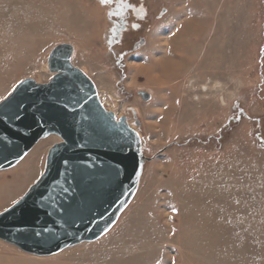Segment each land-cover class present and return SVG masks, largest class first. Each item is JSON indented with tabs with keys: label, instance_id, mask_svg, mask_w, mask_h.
<instances>
[{
	"label": "rangeland",
	"instance_id": "1",
	"mask_svg": "<svg viewBox=\"0 0 264 264\" xmlns=\"http://www.w3.org/2000/svg\"><path fill=\"white\" fill-rule=\"evenodd\" d=\"M98 1L0 0V103L24 79L50 82L51 53L71 45L72 65L140 136L137 193L98 240L46 256L0 240V264H264V0H144L138 33L119 39ZM57 139L0 170V213Z\"/></svg>",
	"mask_w": 264,
	"mask_h": 264
},
{
	"label": "water",
	"instance_id": "2",
	"mask_svg": "<svg viewBox=\"0 0 264 264\" xmlns=\"http://www.w3.org/2000/svg\"><path fill=\"white\" fill-rule=\"evenodd\" d=\"M73 52L69 44L57 46L48 59L50 82L24 79L0 103V170L19 163L46 136L62 140L36 184L0 213V239L39 256L108 233L143 171L137 132L104 108L93 82L72 65Z\"/></svg>",
	"mask_w": 264,
	"mask_h": 264
},
{
	"label": "flooded vegetation",
	"instance_id": "3",
	"mask_svg": "<svg viewBox=\"0 0 264 264\" xmlns=\"http://www.w3.org/2000/svg\"><path fill=\"white\" fill-rule=\"evenodd\" d=\"M130 1L131 0H100V2L105 4L107 9H109L107 12L108 16L110 17L112 12L118 18V22L114 24L112 23V25L110 23L109 28L112 32L114 26L115 31H117L116 37L118 39L120 37V32L126 30L128 27L131 28L130 30L134 33V35L137 34L141 28L142 22L140 23L139 20L142 19L141 13L144 10L142 8L144 0H139V2L137 1L134 3H131ZM143 45L144 42L140 38V41L139 43H136L135 48H141Z\"/></svg>",
	"mask_w": 264,
	"mask_h": 264
},
{
	"label": "crops",
	"instance_id": "4",
	"mask_svg": "<svg viewBox=\"0 0 264 264\" xmlns=\"http://www.w3.org/2000/svg\"><path fill=\"white\" fill-rule=\"evenodd\" d=\"M98 2H99V1H98ZM99 4H100L102 7L106 8V6L103 5V4H101V2H99ZM257 177L259 178V177H261V175H260V176H257Z\"/></svg>",
	"mask_w": 264,
	"mask_h": 264
},
{
	"label": "snow or ice",
	"instance_id": "5",
	"mask_svg": "<svg viewBox=\"0 0 264 264\" xmlns=\"http://www.w3.org/2000/svg\"><path fill=\"white\" fill-rule=\"evenodd\" d=\"M0 118H3V117H0ZM6 211H7V209H6ZM70 210H68V209H65V212H69Z\"/></svg>",
	"mask_w": 264,
	"mask_h": 264
},
{
	"label": "bare ground",
	"instance_id": "6",
	"mask_svg": "<svg viewBox=\"0 0 264 264\" xmlns=\"http://www.w3.org/2000/svg\"><path fill=\"white\" fill-rule=\"evenodd\" d=\"M53 76H54V74H53ZM59 142H61L62 140L61 139H57ZM1 240V239H0ZM25 253V252H24Z\"/></svg>",
	"mask_w": 264,
	"mask_h": 264
}]
</instances>
